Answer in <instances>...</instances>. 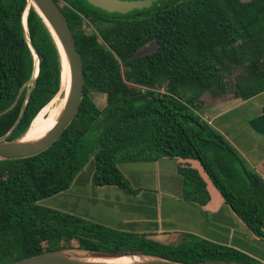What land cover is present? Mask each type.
<instances>
[{"label": "trees", "instance_id": "1", "mask_svg": "<svg viewBox=\"0 0 264 264\" xmlns=\"http://www.w3.org/2000/svg\"><path fill=\"white\" fill-rule=\"evenodd\" d=\"M54 1L81 57L83 97L50 148L34 157L0 161V264L73 247L188 264H260L192 235H183L177 246H162L38 202L67 190L91 159L93 186L136 194L118 164L177 158L184 200L205 205L210 198L192 166L196 162L233 213L264 242V180L195 112L226 94L247 100L264 91V0H159L124 14L105 12L85 0ZM85 24L94 31L85 32ZM150 42L155 50L135 57ZM29 44L38 73L8 141L23 136L33 118L62 92V67L50 32L27 1L0 0V112L32 76ZM235 68L240 69L236 87L229 80ZM26 91L0 116V137L15 123ZM93 93L105 95L104 108L92 101Z\"/></svg>", "mask_w": 264, "mask_h": 264}, {"label": "crops", "instance_id": "2", "mask_svg": "<svg viewBox=\"0 0 264 264\" xmlns=\"http://www.w3.org/2000/svg\"><path fill=\"white\" fill-rule=\"evenodd\" d=\"M99 95L103 98L101 107L91 99L102 109L106 97ZM201 100H207V96H202ZM195 112L264 180V91L247 100L223 96L200 105ZM192 166L206 183L210 198L205 205L183 199L179 159L169 157L154 162L118 164L131 187L138 190L136 194H127L115 186H93L94 162L91 159L67 190L38 204L42 206L46 202L43 207L120 232L143 236L192 235L235 249L264 264V242L233 213L199 164L192 162Z\"/></svg>", "mask_w": 264, "mask_h": 264}, {"label": "water", "instance_id": "3", "mask_svg": "<svg viewBox=\"0 0 264 264\" xmlns=\"http://www.w3.org/2000/svg\"><path fill=\"white\" fill-rule=\"evenodd\" d=\"M28 6H31L40 16L48 31L50 32L58 52L61 57V67L65 64L68 69V87L64 92L63 107L56 119L55 124L41 137L34 140L25 141L23 136L18 139L8 141L7 138L13 133L14 129L20 123L27 100L35 86V78L38 73V58L33 48L29 47L34 56V71L31 78L25 82L19 89L16 98L0 116L12 110L18 103L21 93L27 89L24 96L19 115L11 129L0 137V161H11L34 157L50 148L60 137L63 131L70 125L74 119L82 97L84 88V72L79 52L73 34L68 26V22L54 0H26ZM89 5L108 13H127L136 9L149 7L153 2L159 0H85ZM26 13L23 15V25L25 27ZM28 40V39H27ZM62 78V71H61ZM37 116V115H36ZM35 116V117H36ZM33 118V120L35 119ZM32 120V121H33ZM31 121V122H32ZM31 122L29 126L31 125ZM144 239L158 243L162 246H177L182 238L179 234L169 235H148ZM120 259H126L125 262H116ZM11 264H188L174 262L151 255L140 253H120L93 251L79 248H67L60 250H50L41 252L31 257L18 260ZM192 264H240L229 261L207 260Z\"/></svg>", "mask_w": 264, "mask_h": 264}, {"label": "bare ground", "instance_id": "4", "mask_svg": "<svg viewBox=\"0 0 264 264\" xmlns=\"http://www.w3.org/2000/svg\"><path fill=\"white\" fill-rule=\"evenodd\" d=\"M68 79H69L68 69L67 66L64 64L62 70V78H61L62 85L65 80L64 92L67 90L68 87ZM57 117H58V110L56 108H53L50 105L45 106L38 113L35 119L31 122V125L28 127L26 133L23 136V140L30 141L41 137L55 124ZM125 261L126 259H120L117 260L116 262H125Z\"/></svg>", "mask_w": 264, "mask_h": 264}, {"label": "rangeland", "instance_id": "5", "mask_svg": "<svg viewBox=\"0 0 264 264\" xmlns=\"http://www.w3.org/2000/svg\"><path fill=\"white\" fill-rule=\"evenodd\" d=\"M242 1H247V0H242ZM95 27V26H94ZM83 28H84V30H85V32H87V33H92L93 31H94V28L93 27H90V26H88V25H84L83 26ZM95 29H96V27H95ZM155 48H156V44H155V42H150L149 44H147V45H145V46H143L142 48H140L136 53H135V57H139V56H143V55H145V54H148V53H150V52H153L154 50H155ZM238 74H240V69H238V68H235L234 70H233V75H230V77H229V80H230V82H231V84L233 85V86H235L236 87V83L237 82H234V80H237V81H239V78H238ZM233 81H232V80ZM64 85H65V80H64V82H63V85H61V88H62V92L61 93H59L58 95H56L52 100H51V102L48 104V105H50V106H52L53 108H56L57 110H58V115H59V113H60V111H61V109H62V107H63V103H64ZM190 92V91H189ZM94 94V95H93ZM93 94H90V96H91V98L95 101V103H96V105L97 106H102L103 105V98H102V96H100L99 94H96V93H93ZM225 97H231L232 95L231 94H226V95H224ZM44 205H47V203L46 202H44L43 204H42V206H44ZM76 244L75 243H73V246H75ZM73 248H76V247H73ZM72 248V249H73Z\"/></svg>", "mask_w": 264, "mask_h": 264}, {"label": "built area", "instance_id": "6", "mask_svg": "<svg viewBox=\"0 0 264 264\" xmlns=\"http://www.w3.org/2000/svg\"><path fill=\"white\" fill-rule=\"evenodd\" d=\"M205 121V120H204ZM206 122V121H205Z\"/></svg>", "mask_w": 264, "mask_h": 264}]
</instances>
